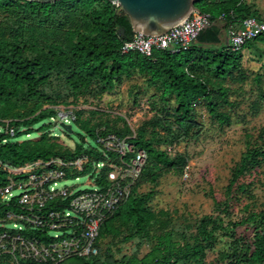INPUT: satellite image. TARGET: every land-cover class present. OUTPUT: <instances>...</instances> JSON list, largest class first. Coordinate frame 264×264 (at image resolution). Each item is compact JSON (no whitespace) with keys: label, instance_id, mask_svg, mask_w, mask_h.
I'll return each mask as SVG.
<instances>
[{"label":"trees","instance_id":"16d2710c","mask_svg":"<svg viewBox=\"0 0 264 264\" xmlns=\"http://www.w3.org/2000/svg\"><path fill=\"white\" fill-rule=\"evenodd\" d=\"M195 7L210 17L212 25L199 33L190 48L173 54L168 50L154 51L152 57L146 58L134 52L121 53L123 43L130 41L134 32L120 7L105 0H62L51 4L0 0V124L8 121L15 131L14 137L0 134V168L1 164L19 167L81 156L89 158L87 169L106 159L120 164L115 153H106L100 146L99 151L77 145L70 150L43 126L37 131L38 139L29 137L37 124L56 118L55 108L72 106L80 99L87 103L86 97L100 99L124 79L139 77L155 90L151 106L159 114L155 113L135 132L122 119V127L118 128L108 121L94 123L90 117L83 118L82 111H73L71 122L85 135L94 140L107 135L128 138L135 151L145 152L146 160L129 197L102 224L96 242L98 254L60 264H208V253L214 252L222 239L227 241L225 248L217 252L216 264H264V209L249 210L248 203L237 222L231 220L230 213V203L239 194L251 200L253 181L241 180L252 176L264 162V149L248 146L232 172L225 200L215 202L214 212L198 219L193 233L187 232L189 226H185V232L175 230L169 212L155 210L151 205L159 179L169 173L182 176L188 165L186 154L164 148L198 141L202 134L196 118L198 106L202 105L220 126H230L229 114L219 110L220 106H233L224 80L247 79L241 65L243 53L252 52L256 61L262 58L258 45H264V33L235 52L222 41V30L248 17L264 22L255 3L196 0ZM220 16L223 20H219ZM253 80L258 82L257 77ZM103 125L105 131L101 132ZM133 157L127 154L122 161L127 163ZM109 171L108 166L100 171V186L107 183ZM3 175L0 170V178ZM143 185H150V190L141 192ZM241 228L244 231H239ZM135 240L133 253L116 257L113 247L117 242ZM141 248L147 250L142 255ZM0 264L15 263L2 256Z\"/></svg>","mask_w":264,"mask_h":264},{"label":"built area","instance_id":"2783aa9c","mask_svg":"<svg viewBox=\"0 0 264 264\" xmlns=\"http://www.w3.org/2000/svg\"><path fill=\"white\" fill-rule=\"evenodd\" d=\"M219 20H223V16ZM210 25L208 15L192 12L163 35L148 37L134 32L133 38L123 43L121 53L134 52L150 58L154 51L168 50L172 54L187 51L199 33ZM226 33L227 47L235 52L264 33V22L248 17L229 26ZM55 109L57 124H70L74 120L68 108ZM1 123L0 134L14 137L15 131L8 121ZM96 143L104 152L115 153L121 161L114 164L106 159L92 164L89 170L92 178L88 181V185L96 187L92 191L80 192L76 186H61V182L70 177L77 181V175L87 170L89 158L86 156L67 161H37L19 167L1 164L4 175L0 178V257H10L15 264L19 261L60 264L67 259L98 254L96 242L100 228L129 197L146 154L142 150L135 151L128 138L120 139L115 135L98 136ZM130 153L134 157L123 162ZM107 166L110 168L107 183L100 186L97 178Z\"/></svg>","mask_w":264,"mask_h":264},{"label":"rangeland","instance_id":"374dc122","mask_svg":"<svg viewBox=\"0 0 264 264\" xmlns=\"http://www.w3.org/2000/svg\"><path fill=\"white\" fill-rule=\"evenodd\" d=\"M250 1L256 4L259 14L264 19V0ZM1 19L0 15V21ZM222 41L224 42L223 35ZM258 48L262 55L258 61L252 52L243 53L241 65L246 80L243 82L238 78L224 80V86L228 88V100L233 106H220L219 110L229 114L231 125L220 126L211 120L202 105L198 106L195 109L196 118L202 127L198 141L188 140L173 149L164 148L169 152L186 154L189 158L182 176L169 173L159 179L155 188L156 195L151 202L155 210L169 212L175 230L185 232L187 231L185 226H189L187 232L193 233L198 219L212 214L215 202L225 200V190L232 172L248 146L264 149V45H258ZM254 77L258 78L259 83L253 80ZM154 93L155 90L147 87L141 78L133 76L124 79L114 90L102 95L100 99L86 97L87 103L80 99L72 106H59L58 111L63 108H68L72 113L80 110L83 112V118L90 117L94 123L108 121L110 126L114 124L118 128L122 127L123 121L132 132H135L155 113L159 114V111L151 106ZM70 125L72 133L66 135L56 119L44 120L33 127L29 139H38L37 131L43 126L44 130H49L57 136L58 142L70 150L76 145L82 146L83 149L100 150L96 140L85 135L73 122H70ZM104 129L105 125L100 127L101 132L105 131ZM89 170L91 168L79 173L77 181H74V177L67 178L61 182V186H76L75 189H79L80 192L92 191L96 187L88 185L89 178H92L89 176ZM252 181L253 185L249 189L251 200H248L246 195L239 194L231 201L232 221H240L245 214L243 207L248 203L249 210L260 212L264 209V162L252 176H246L241 180L244 183ZM150 188V185H143L141 192H148ZM239 231H244V228ZM226 241L222 239L215 251L208 253V264H216L217 252L225 248ZM136 243L137 240L128 243L117 242L113 247L114 254L118 258L125 254L130 255L135 251ZM146 251L145 248H141L140 254Z\"/></svg>","mask_w":264,"mask_h":264},{"label":"water","instance_id":"95a60500","mask_svg":"<svg viewBox=\"0 0 264 264\" xmlns=\"http://www.w3.org/2000/svg\"><path fill=\"white\" fill-rule=\"evenodd\" d=\"M29 3L51 4L62 0H26ZM116 4L126 15L131 32H141L148 37L165 34L187 19L192 12H199L196 0H105ZM123 34V30H120ZM67 134L72 133L70 124L60 123Z\"/></svg>","mask_w":264,"mask_h":264},{"label":"crops","instance_id":"0c3cea01","mask_svg":"<svg viewBox=\"0 0 264 264\" xmlns=\"http://www.w3.org/2000/svg\"><path fill=\"white\" fill-rule=\"evenodd\" d=\"M222 34L224 36V42L227 44V33H226V30H222Z\"/></svg>","mask_w":264,"mask_h":264}]
</instances>
